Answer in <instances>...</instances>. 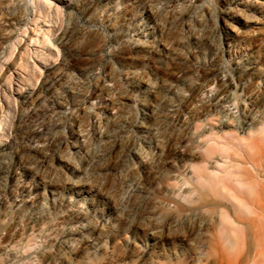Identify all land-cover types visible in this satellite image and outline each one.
Returning <instances> with one entry per match:
<instances>
[{
    "label": "rangeland",
    "instance_id": "rangeland-1",
    "mask_svg": "<svg viewBox=\"0 0 264 264\" xmlns=\"http://www.w3.org/2000/svg\"><path fill=\"white\" fill-rule=\"evenodd\" d=\"M49 1L0 0V264H218L264 0Z\"/></svg>",
    "mask_w": 264,
    "mask_h": 264
},
{
    "label": "bare ground",
    "instance_id": "bare-ground-1",
    "mask_svg": "<svg viewBox=\"0 0 264 264\" xmlns=\"http://www.w3.org/2000/svg\"><path fill=\"white\" fill-rule=\"evenodd\" d=\"M39 7L43 11L50 7V1L39 0ZM36 39L43 49L53 51L49 31ZM31 78L32 75L27 80ZM9 117L10 111H2L0 137H6ZM241 140L238 147L246 161L238 163L235 166L238 172L229 173L228 181L222 184L235 199V208L222 212L216 227L212 246L219 254L218 264H264V126L258 134Z\"/></svg>",
    "mask_w": 264,
    "mask_h": 264
}]
</instances>
